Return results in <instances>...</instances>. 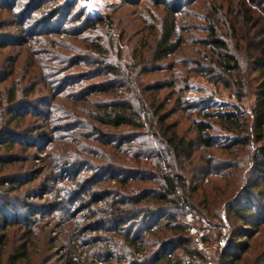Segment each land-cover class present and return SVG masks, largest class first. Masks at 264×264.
Instances as JSON below:
<instances>
[{
	"label": "rangeland",
	"instance_id": "1",
	"mask_svg": "<svg viewBox=\"0 0 264 264\" xmlns=\"http://www.w3.org/2000/svg\"><path fill=\"white\" fill-rule=\"evenodd\" d=\"M166 7L176 12L180 48L156 61ZM263 49L264 0H0V138L14 141L0 150L12 160L0 165V177L25 182L6 193L21 209L20 225L5 233L4 260L27 235L29 260L19 264H108L112 233L94 230L112 198L107 195L123 190L106 178L113 167L120 177L138 178L130 179V190L158 188L156 175L166 174L155 165L163 161L159 151L171 157L163 129L148 127L160 111L196 145L187 163L189 184L222 199L211 214L198 209L202 214L186 219L193 264H264V223L257 222L264 216V182L255 169L264 131L257 141L254 129V110L264 98ZM128 102L144 129L92 119L100 106ZM13 106L22 116L11 122ZM227 114L238 123L219 119ZM203 121L213 148L199 141ZM236 139L250 141L232 148ZM248 196L255 212L250 227L230 221L226 208ZM25 204L36 212L30 235ZM237 228L248 232L237 241L246 252L233 248ZM115 242L126 245L123 237Z\"/></svg>",
	"mask_w": 264,
	"mask_h": 264
},
{
	"label": "trees",
	"instance_id": "2",
	"mask_svg": "<svg viewBox=\"0 0 264 264\" xmlns=\"http://www.w3.org/2000/svg\"><path fill=\"white\" fill-rule=\"evenodd\" d=\"M124 1L126 2L127 0ZM165 12L161 35L154 54L156 61L170 57L180 48L178 41L174 40L176 34V12L168 7L165 8ZM262 54L264 56V49L262 50ZM226 67L227 72L232 71L230 66ZM13 101L14 98L12 97L11 102ZM100 109V112L92 117L99 125L115 129L122 127H129L135 130L145 128V124L134 110L132 102L103 105L100 106ZM159 113L160 111L156 113L158 117L157 124L152 123L148 127L150 131H153L154 127L163 129L164 137L167 139V149L171 152V157L167 156L168 153L163 154V152L159 151L158 155L159 157L162 156L160 160L162 159L163 161H157L155 165L160 170H166V174L156 175L151 172L153 177L156 175L160 179V182H157L158 188L145 190L141 193L138 190L136 192L133 191L134 189L130 190L128 188L130 179L135 181L138 178L120 177L114 174L113 167L109 170L111 171L110 176L106 178L107 181L119 184L123 190L122 192L118 191L107 195L106 200L110 197L112 198L106 202V207L101 210L100 214L104 218L100 220L99 226L94 230L96 232L112 233L111 241L106 249L107 259L105 261L108 264H193L192 260L195 258V253L191 250V245L194 240L186 219L192 213L200 214L201 211L211 214L212 208L222 203L221 198L208 195L198 185L191 186L189 184L186 171L187 163L193 160L196 145L193 140L180 137L176 131V125L168 124V118L165 115H159ZM254 114V129L257 141H260L263 138L264 131V98L259 100ZM9 115L12 118V122L14 119L22 116V113H20V110L14 109L13 106L9 108ZM205 116L209 120L214 118L215 115L214 113H210L205 114ZM234 117L231 114H227L219 117V119L225 118L226 122L237 124L238 120L234 119ZM209 128L208 122L203 121L198 124L199 141L206 149L215 146L211 137L203 136ZM249 141L248 139H236L231 147L247 145ZM5 147H14V141L7 135L0 138V150ZM119 148L122 149L123 144H120ZM260 152V156L256 158V160H259L255 164V169L259 176L263 178L262 182H264V149ZM10 163H12V160L0 156V165ZM143 173L147 174L149 172ZM147 175H150V173ZM140 181L144 180L140 179ZM146 182L153 183V180L147 179ZM24 183L15 178L0 177V232L3 233L0 234V264H19L21 261L29 260L28 242L30 236L27 235L24 236L25 242L7 260H4L7 241L5 233L8 228L20 225L18 211L21 209L6 198V193L15 189L18 190ZM258 186V184L249 186L247 191L251 193ZM40 197L36 195L30 198ZM104 199L105 197H102L96 200L95 203L103 202ZM251 199L248 196L247 200L245 199L246 201L243 203L237 199L231 205L229 201L225 202L228 209V219L231 221V218H233L232 220L242 222L246 227L254 226V223L250 220L255 215ZM24 209L26 212L23 218V226L27 230L26 234L30 235L32 234L31 225L37 221L34 218L36 212L28 204L24 205ZM198 209L201 211L198 212ZM213 216L216 217L215 214ZM257 222L258 224L264 223V216L262 214H259ZM137 226H140L139 231H136ZM124 231H127V233H123ZM247 233L240 228L233 231L232 245H234V250L246 252V245L240 244L237 241L248 236ZM117 237L124 238L125 247H121L115 242ZM204 241L207 242L208 240L204 238ZM196 257L198 256L196 255ZM231 257L234 260H239L235 254ZM70 263L80 264L79 262L72 261Z\"/></svg>",
	"mask_w": 264,
	"mask_h": 264
},
{
	"label": "built area",
	"instance_id": "3",
	"mask_svg": "<svg viewBox=\"0 0 264 264\" xmlns=\"http://www.w3.org/2000/svg\"><path fill=\"white\" fill-rule=\"evenodd\" d=\"M201 247H204V243H201Z\"/></svg>",
	"mask_w": 264,
	"mask_h": 264
}]
</instances>
